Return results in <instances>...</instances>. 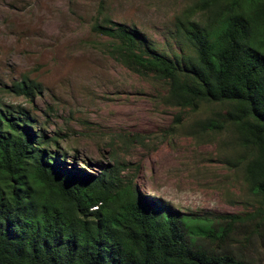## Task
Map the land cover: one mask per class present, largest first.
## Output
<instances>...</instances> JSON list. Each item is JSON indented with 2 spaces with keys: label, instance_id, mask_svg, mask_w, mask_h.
Returning <instances> with one entry per match:
<instances>
[{
  "label": "trees",
  "instance_id": "trees-1",
  "mask_svg": "<svg viewBox=\"0 0 264 264\" xmlns=\"http://www.w3.org/2000/svg\"><path fill=\"white\" fill-rule=\"evenodd\" d=\"M176 27L192 53L174 60L105 17L92 30L126 70L165 83L172 106H216L219 121L208 126L230 133L245 152L244 181L264 202V0H196ZM11 92L29 97L32 89L22 83ZM32 124L25 111L0 104V264H246L199 243L223 242L261 211L215 220L180 215L122 184L115 161L97 174L68 165L57 140Z\"/></svg>",
  "mask_w": 264,
  "mask_h": 264
},
{
  "label": "rangeland",
  "instance_id": "rangeland-1",
  "mask_svg": "<svg viewBox=\"0 0 264 264\" xmlns=\"http://www.w3.org/2000/svg\"><path fill=\"white\" fill-rule=\"evenodd\" d=\"M194 1L0 0V104L25 111L34 132L54 137L68 165L97 174L115 161L122 184L130 182L143 200L209 220L261 211L223 242L199 245L264 264V202L244 181L245 152L230 133L208 126L219 121L218 108L172 106L165 83L126 70L92 30L105 17L174 60L192 53L176 23ZM22 83L29 97L11 92Z\"/></svg>",
  "mask_w": 264,
  "mask_h": 264
}]
</instances>
